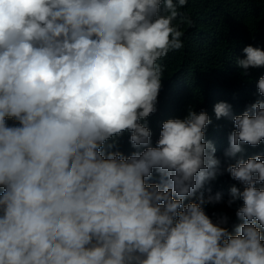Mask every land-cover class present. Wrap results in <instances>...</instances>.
Returning <instances> with one entry per match:
<instances>
[{"label":"clouds","instance_id":"1","mask_svg":"<svg viewBox=\"0 0 264 264\" xmlns=\"http://www.w3.org/2000/svg\"><path fill=\"white\" fill-rule=\"evenodd\" d=\"M186 5L0 0V264H264V50L165 117Z\"/></svg>","mask_w":264,"mask_h":264},{"label":"trees","instance_id":"2","mask_svg":"<svg viewBox=\"0 0 264 264\" xmlns=\"http://www.w3.org/2000/svg\"><path fill=\"white\" fill-rule=\"evenodd\" d=\"M179 13L174 24L182 32L184 47L175 51L176 61L168 68L170 72L164 71L163 86L171 79L177 85L162 111L167 117L173 110L183 109L177 116L183 119L187 109L194 106L207 112L211 119L208 128L217 132L224 120L216 119L214 106L226 102L232 108L237 102L230 91L231 82L240 71L236 60L244 58L246 46L264 50V0H187ZM183 16L189 17L192 23H185ZM245 152L243 145V151L235 156L240 157ZM233 186L240 185L235 181ZM206 214L214 222L220 218L212 211ZM225 215L228 217L225 226H228L235 215L231 212Z\"/></svg>","mask_w":264,"mask_h":264}]
</instances>
